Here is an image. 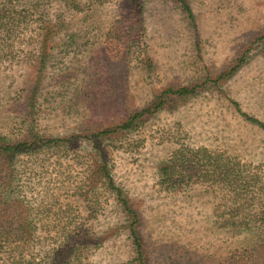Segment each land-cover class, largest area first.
<instances>
[{
  "label": "rangeland",
  "instance_id": "obj_1",
  "mask_svg": "<svg viewBox=\"0 0 264 264\" xmlns=\"http://www.w3.org/2000/svg\"><path fill=\"white\" fill-rule=\"evenodd\" d=\"M133 1L86 6L88 0H80L79 11L67 0H19L11 9L15 17L26 11L25 21H11L19 22V33L6 38L0 29V133L18 137L33 124L43 134L82 140L59 162L71 173V187L54 184V156L40 165L41 156L16 161L23 171L12 195L24 200L19 210L25 208L22 216L35 228L26 252L44 254L46 234L57 230L68 208L70 216H89L104 234L84 263L130 264L123 216L112 199L92 217L74 192L86 172L83 162L93 157L83 136L118 122L169 86L202 84L195 95L168 101L135 129L112 135L105 158L139 214L148 264H264V230L236 234L221 228L201 186L167 191L157 172L179 144L225 151L264 172V130L233 104L264 122V0H187L193 24L171 0ZM45 25L55 34L46 40L40 30ZM44 54L46 65L39 69ZM240 57L241 66L214 84ZM87 176L86 182L93 179Z\"/></svg>",
  "mask_w": 264,
  "mask_h": 264
},
{
  "label": "trees",
  "instance_id": "obj_2",
  "mask_svg": "<svg viewBox=\"0 0 264 264\" xmlns=\"http://www.w3.org/2000/svg\"><path fill=\"white\" fill-rule=\"evenodd\" d=\"M104 1L106 0H88L85 5ZM171 1L193 24L194 16L187 0ZM79 2L80 0H67L66 4L80 11ZM133 2L132 0V6ZM16 3H19V0H0V29L5 32L6 38L19 33V22L11 24V21H19L21 18H24L22 21L26 20V16H22L26 13L23 9L18 10L17 17L14 16V12L11 14V9ZM136 6L138 9L141 4ZM40 30L43 31L44 40L49 39L51 34L55 35L52 32L53 29L47 28L46 25ZM47 56L48 54L41 55L39 69L45 67ZM244 61V57L238 58L228 70L220 73L215 80L213 79V83L215 84L220 78L232 75ZM146 62L150 65L148 61ZM40 81L41 78H38L36 84L38 85ZM198 86L202 84L169 86L141 107L128 109L125 116L118 122L106 124L105 127L102 126L95 131L88 129L83 136L84 143L88 146L87 150L93 157L91 162H83L86 172L78 184L75 182L74 192L83 196L82 209L88 211L92 217L105 209L101 203H105L107 198L112 199L123 216L124 237L130 246L131 255L128 258L130 264H148L147 252L137 229L140 221L139 214L131 205L126 192L116 183L105 158L104 152L109 145L107 140L112 135L135 129L142 117L159 111L168 101L171 103L173 100L195 95ZM233 104L247 122L264 130V122L241 111L236 102ZM26 127L24 133L18 137L0 133V259L1 254L4 255L1 264H89L84 263V259L93 247L96 248L103 243L104 234L91 226L88 215V217L70 216L68 208L63 210L64 213H68L60 218L62 222L57 230L46 234L44 239L47 240L48 248L43 250L44 254H40L38 249L35 252H26L30 246L29 236L33 234L32 231L35 228L31 224L32 220L22 216L25 208L19 210L24 207V200L12 195L14 190L11 185L23 171L20 169L19 172L16 161L22 156L30 158L41 156L40 165L54 156V162L58 163L54 184L64 185L66 181L68 187H71L69 186L72 181L69 176L71 173L61 169L60 158H65L68 151L75 152L77 147H82L79 135L61 137L43 134L40 130H35L33 124H27ZM79 138L80 141L77 143L76 140ZM61 150L63 155H57L56 152ZM33 167H35L34 164ZM157 172L160 188L167 191L185 190L192 185L201 186L212 198V214L221 228L236 234L264 230V172L260 164L245 162L225 151L205 146L191 147L179 144L178 148L161 161ZM87 174L93 176L89 182H86ZM62 193L64 195L66 191Z\"/></svg>",
  "mask_w": 264,
  "mask_h": 264
}]
</instances>
